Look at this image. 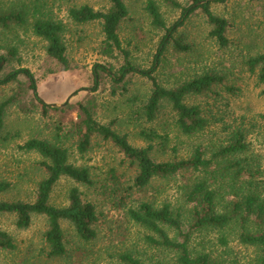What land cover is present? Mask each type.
I'll list each match as a JSON object with an SVG mask.
<instances>
[{
	"label": "rangeland",
	"instance_id": "obj_1",
	"mask_svg": "<svg viewBox=\"0 0 264 264\" xmlns=\"http://www.w3.org/2000/svg\"><path fill=\"white\" fill-rule=\"evenodd\" d=\"M123 1L128 10L118 28L123 52L113 50L109 55L105 53L100 21L76 24L67 14L68 8L81 5L105 12L111 6L109 0H0V12L28 9L32 4H38L54 20L61 22L67 58L64 66L46 53L47 42L33 33L30 17L24 26L13 22L8 27L0 25V77L13 69H29L35 78L38 96L45 103L60 108L42 109L24 76L0 85V104L12 100L5 108L0 128V181L10 183L11 187L0 194V199H34L37 183L46 175L40 165L43 158L20 146L31 138H38L67 148L69 162L86 167L93 181L88 186L63 176L53 186L49 202L57 207L67 205L68 191L76 187L83 200L95 205L98 216L94 226L96 236L88 242L78 239L70 222L60 221L66 254L52 257L47 255L44 242L48 227L44 215H33L27 228H17L13 215H2L0 228L12 236L16 248L11 251L0 249V264H121L118 256L126 251L139 257L142 264L172 263V253L149 245L144 238L146 231L128 219L120 203L122 195L127 203H135L145 196L144 192L133 191L130 198H127L126 190L121 191V195L115 192L116 186L109 172L114 170L126 187L135 173L134 166L111 141L95 134L91 136L88 148L79 150L85 129L80 105L98 123L126 135L135 147L150 143L140 134L143 129L168 136L165 150L159 146V139L154 141L150 156L156 161L185 157L196 145L212 150L226 140L231 131L244 127L251 172L264 185V93L261 92L262 85L256 84L255 77L250 76L243 65L245 57L264 53L262 2L207 0L211 12L228 22L225 32L228 44L224 47L210 36L212 26L201 8L194 10L167 44L153 72L160 86L172 89L206 71L216 72L224 78L223 84L214 85L211 92L185 96L184 103L199 105L207 111L208 124L195 135L186 136L177 130L175 114L168 102H162L152 120L145 118L143 106L152 89L147 77L130 73L123 81H113L96 65L110 67L114 73L127 61L141 69L150 68L165 29L153 24L146 8L148 1L154 2L168 27L180 17L182 7L191 5L192 0ZM227 85H233L238 92H227ZM180 177L154 182L163 187L156 193L160 200L166 198L173 205L182 204L181 193L177 191ZM152 192L148 189L147 194ZM261 196L264 197V190H261ZM169 234L174 235V231L169 230ZM209 238H214V234L210 233ZM230 248L242 258L243 264H250L252 248L243 246L236 239L230 242Z\"/></svg>",
	"mask_w": 264,
	"mask_h": 264
},
{
	"label": "trees",
	"instance_id": "obj_2",
	"mask_svg": "<svg viewBox=\"0 0 264 264\" xmlns=\"http://www.w3.org/2000/svg\"><path fill=\"white\" fill-rule=\"evenodd\" d=\"M110 8L103 12L88 5L68 8V17L76 24L100 21L104 35L105 53L111 55L113 50L123 52L118 35L119 25L128 10L123 0H109ZM262 7L264 9V0ZM192 0V4L182 7L180 17L166 27L161 19L154 2L148 1L146 8L153 24L165 29L155 53V61L148 69H141L128 61L122 65L117 73L110 67L96 65L112 77L113 81H123L127 74H139L147 77L152 83V89L143 106V114L152 120L162 105L168 102L175 114L174 124L177 130L186 136H192L207 127L206 112L199 105H188L183 102L188 94H200L212 91L216 84H223V77L216 72L206 71L191 78L178 87L166 89L157 83L153 72L159 65V59L167 44L172 41L173 34L182 26L196 8H201L207 21L212 26V36L219 46L228 44L225 35L228 22L225 18L214 15L209 9V1L199 3ZM196 5V7H195ZM30 17V27L36 36L44 39L46 53L64 66L67 65L65 55L66 46L63 39V25L49 16L41 6L32 4L28 9H12L0 12V25L8 27L10 22L24 26ZM174 43L182 47L178 41ZM244 69L250 76L255 77L256 84L262 85L264 93V53L244 58ZM2 58H0L1 62ZM24 76L34 99L42 109H60L55 105L45 103L37 93L35 78L27 68H17L0 77V85H5ZM98 79L95 77V82ZM230 93L238 92L233 85L225 86ZM218 96V95H216ZM11 98L0 104V128L6 106ZM84 119V133L78 144L80 151L86 150L93 134L111 141L123 154L124 159L134 166L135 173L126 187L122 185L119 176L111 170L110 176L115 184V192L121 195L126 190L127 198L133 191L144 192L145 196L135 203H127L126 197H119L125 214L129 220L141 226L145 231V241L160 249L170 251L173 255L171 264H243L242 258L231 251L230 242L236 239L243 246L253 250L250 264H264V190L262 181L256 179L251 172V162L246 155L248 144L245 141L244 127L231 131L226 140L210 150L202 145H196L185 157H172L168 160L156 161L150 156L154 149V141L160 140L159 146L165 150L168 136L160 135L154 130L143 129L140 134L150 143L145 147H135L127 136L113 130L109 125L95 121L90 112L80 105ZM221 111V110H219ZM214 146V145H213ZM20 148L27 152L38 153L43 160L40 165L46 175L35 188L33 200L0 199V216L10 214L15 217L17 228H27L31 217L35 214L47 218V230L44 242L47 255L61 257L66 254L64 234L60 221L66 220L73 226L79 240L88 242L95 238V223L98 220L95 205L83 200L79 190L72 187L68 191V203L57 207L49 202L51 191L61 177H68L76 183L92 185L89 170L69 162L68 150L59 144L31 138ZM175 148V147H173ZM256 173V172H255ZM187 175L188 177H180ZM177 191L181 193L182 204L173 205L166 198L159 199L157 192L163 187L154 182L158 179H178ZM11 187L10 183L0 181V194ZM124 188V189H123ZM148 189L154 192L147 194ZM146 191V192H145ZM226 196L232 197L230 200ZM174 231V235L169 234ZM213 233L214 238H209ZM16 243L12 236L0 228V249L14 250ZM121 264H142L139 257L131 252H122L118 256Z\"/></svg>",
	"mask_w": 264,
	"mask_h": 264
},
{
	"label": "water",
	"instance_id": "obj_3",
	"mask_svg": "<svg viewBox=\"0 0 264 264\" xmlns=\"http://www.w3.org/2000/svg\"><path fill=\"white\" fill-rule=\"evenodd\" d=\"M202 2H204V1H200L199 3H202ZM63 105V104H62Z\"/></svg>",
	"mask_w": 264,
	"mask_h": 264
}]
</instances>
